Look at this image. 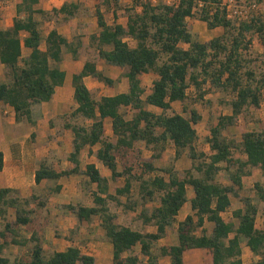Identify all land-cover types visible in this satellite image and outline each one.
<instances>
[{
    "label": "trees",
    "instance_id": "trees-1",
    "mask_svg": "<svg viewBox=\"0 0 264 264\" xmlns=\"http://www.w3.org/2000/svg\"><path fill=\"white\" fill-rule=\"evenodd\" d=\"M199 1H202L201 10L197 11ZM39 2L18 0L12 24L0 29V61L8 70V79L0 81V100L14 108L17 120L26 119L30 123L36 121L41 104L50 101L56 87L65 81L66 72L60 67L64 52L70 51L77 59L82 44L80 37L68 40L53 28L42 48V22L35 15L45 17L49 12L38 8ZM118 2L96 0L99 31L91 38L98 41L100 57L124 72L128 89L96 99L85 77L93 76L109 86L114 80L92 60L73 74L74 98L78 105L64 115L67 117L64 127L73 132V149L69 155L72 168L57 170L43 159L36 170V182L84 174L88 184L96 186L91 191L94 205L69 203L64 207L79 221H92L99 216L113 245L112 264H160L163 256L169 257L170 264H187L185 253L194 248L205 251L204 264H245L242 258L245 245L260 256L252 264H264V227L256 225L260 206L250 195L242 193L244 179L251 174V169L264 170V129L244 132L239 142L225 134L247 108H259L264 99V61L256 68L251 58L254 36L264 37V19L256 15L232 19L222 0H179L174 5L142 0L136 1L126 25L109 24L102 6L110 7ZM80 8L79 3L65 2L51 11L64 14L69 20ZM197 14L209 28L223 27L225 33L207 41L196 39L188 19ZM128 37L136 41L135 46L129 43ZM24 47L31 49L27 57L23 56ZM150 72L157 73L158 78L146 93L143 75ZM192 89L195 102L207 100L205 97L215 91L233 94L232 112L220 114L217 121L208 123L206 141L210 155L197 147V124L203 117L193 102L188 103ZM175 102L184 103L182 112L169 113ZM149 105L159 108L160 112L149 109ZM107 118L112 120L114 139L107 138ZM138 142L152 151L149 157L142 156V150L136 146ZM169 143L175 148L176 158L185 153L189 156L191 168L181 172L174 166L156 165ZM98 144L101 146L93 151L91 148ZM86 147L111 171L110 179L95 163H88L85 169L82 167L80 156ZM238 147L246 159L235 157L234 150ZM130 152L137 153L136 161H131ZM3 168L4 153L0 151V171ZM221 170L228 173L232 184L218 180ZM122 179L123 185L116 186L112 192L111 181ZM62 187L58 183L55 190L60 192ZM189 190L194 192L193 212L178 223V242L156 248L189 200ZM253 191L263 203L264 211V184L255 182ZM17 193L11 187L0 189V217L6 220L10 208L17 212L15 221H6L0 229V264H12L3 255L5 247L30 242H34L30 258H17L13 264H96L95 257L84 253L79 246L72 245L46 256L37 233L23 236L20 226L33 220L30 211L25 209L29 200L13 196ZM157 195L159 202L150 207ZM232 195L242 204L233 211L237 222L224 216L232 206ZM121 196L126 200L122 201ZM112 202L125 210L140 208L137 217L144 224L155 225L156 232H142L117 223ZM207 221L213 223L211 231L205 227Z\"/></svg>",
    "mask_w": 264,
    "mask_h": 264
},
{
    "label": "rangeland",
    "instance_id": "rangeland-1",
    "mask_svg": "<svg viewBox=\"0 0 264 264\" xmlns=\"http://www.w3.org/2000/svg\"><path fill=\"white\" fill-rule=\"evenodd\" d=\"M50 1V0H47ZM56 0H53L51 4H48L46 7L48 8L49 14L47 16H40V21L42 30L44 33H47V31L52 26H65L69 28L67 32L73 34L74 37H82V36H88L90 35V38H86L89 40L88 47L86 53H84L85 58L94 60L99 67H102L106 74H115L119 75V78L121 79L124 76V72L119 68H110V66L107 67L104 60L99 55V45L97 46V41L92 39L91 36L94 31L99 30L98 24H94V22L91 21V18L95 15L96 16V0H93L95 9H93V14L88 12L87 8L85 9L84 6H82L78 12L73 18H83L84 20L76 19L74 24L71 26L69 23V20L65 19L64 14H56L51 11L52 7H55ZM136 1H142V0H119L117 4H112L109 6H102V9L105 13L106 19L109 24H114L115 22L122 23L124 25L127 24L128 21V14L131 11L133 7L136 5ZM154 4L163 2L167 4V0H151ZM175 1V0H171ZM223 1V0H222ZM229 3V13L232 15V19L235 20H242L247 18L246 16L250 17L251 15H256L264 19V0H224ZM139 3V2H138ZM41 4L44 5V0L41 1ZM256 5L253 7V5ZM15 2L14 0H0V29L4 28L8 25L12 24L13 17L11 16V12L16 10V7L14 6ZM199 5V4H198ZM138 7V6H137ZM201 5L198 6L197 11H200ZM138 9H141V6L138 7ZM13 13V12H12ZM189 23L191 24L194 36L196 39L200 41H207L213 37L222 35L225 33V29L223 27H217L215 29H211L208 27L207 23L201 19H199L198 14L195 17H191L188 19ZM69 24V25H68ZM62 26V27H63ZM63 29V28H62ZM129 43L132 46L136 45V41L128 37L127 39ZM66 53L69 54V58L73 59V55L70 51H66ZM251 58L254 60V65L257 68L258 66L262 65V62L264 61V37H260L259 35L254 36V40L252 43L251 48ZM106 66V67H105ZM153 79L154 74H145L143 76V83L147 90V92H150L153 86ZM122 85H117V87H110L106 86L104 89L102 87L96 86L93 88V94L96 98H100L103 94H109L114 93L122 89ZM190 97L192 99H188V103L193 102V106L201 113L202 120L197 124V130L199 134V139L197 141V147L199 151L205 152L207 155L211 154L210 146L206 141V137L209 135V126L208 123L210 121H217V117L220 114H230L231 111V105L230 101L233 98L232 93L224 92V91H215L213 93L208 94L205 98L207 100H198L197 102L194 101V90L189 91ZM184 103L182 102H175L173 109L169 110V113H172L173 111L176 112H182V106ZM152 110L155 112H160V109L156 107H152ZM69 114V113H68ZM67 119V117L62 116L54 121V125L56 126V133L58 140L57 143L59 145H62L64 148L65 143L70 141V134H66L65 128L63 126L64 121ZM83 121V120H82ZM86 123H90V121L85 120ZM61 127V128H58ZM264 129V99L262 101V104L259 108H247L240 116L236 124L230 126L226 131L225 134L230 137L236 139L237 142L241 141L242 134L249 130H262ZM107 138H114L113 134L111 133L110 126L107 127ZM69 135V138H68ZM140 145V144H139ZM140 147V146H138ZM152 154V151L145 147L142 153L143 157H149V155ZM235 157L246 159V155L242 151L240 147L236 148L234 150ZM61 161L62 158H55V160ZM130 159L131 161L137 160V153L130 152ZM47 160V159H46ZM54 160V162H55ZM48 161V160H47ZM49 163V162H48ZM86 161L83 162V166H85ZM58 164V163H57ZM52 165V164H51ZM156 165L161 166H174L177 167V169L181 172L184 170L192 167V160L189 158V156L185 153L181 158H176L174 150L172 147L168 144L166 147V151L161 159L156 160ZM59 168L66 167L65 164H62L59 162L58 165ZM120 168H122V165L120 163ZM218 180L226 185L232 184L231 180L228 177V173L225 170H221L218 175ZM58 181H61L62 190L60 192H57L55 190L56 185L59 183ZM58 181H49L45 184H42L41 187L37 188L34 195L29 196H22L19 192L17 194H13V196H19L21 198H27L29 200V203L25 205V209L27 211H30V216L34 219L31 223L27 225H21L20 230L21 234L25 237H30L32 233H37L41 245L44 248V253L46 256L51 255L55 248L58 249H66L67 244H65V236L63 233V227L65 225H68L71 222V217H74L73 214H67V209L64 207L66 204H69L67 202L70 197H74V201H78V198H76L80 190H82L85 195H89L92 197V190L96 187L95 185L90 186L88 184L87 177L82 174H73L69 176H64L61 180ZM245 189L242 191L244 195H250L252 198H254L255 202L259 204L260 206V212L257 217L256 225L258 228L264 227V211H263V203L259 200L258 196L256 195L255 191H253V187L255 182L259 181L264 184V170H261L259 168H252L251 174L249 176H246L245 179ZM124 180L122 179L120 182H114L111 181V191L113 192L115 187L118 185H123ZM134 193L137 196L138 194V184H136V187L134 189ZM33 196H36V198H33ZM157 200L153 203H150V207L154 206L156 203L159 202V195L156 196ZM72 203V202H71ZM242 206L241 202L238 200V198L235 195H232V206L231 208L224 213L225 218L232 220L234 222H237V219L233 217V211L237 208H240ZM115 207V204H114ZM186 210V208H185ZM183 209L182 214L185 211ZM16 209L10 208L9 212L7 214L6 220L5 218L0 217V229L3 228L6 221H15L16 219ZM125 221H129V219H124ZM137 220L136 218L133 220ZM137 222V221H136ZM138 224H141L138 222ZM208 227V230H212L213 223L207 221L206 224ZM198 233H200V230H198ZM59 238V239H58ZM92 240L90 239H83L79 238L77 240L78 244L80 245L83 251H92L96 252V246L92 245L94 243H91ZM34 246V242H30L28 245H16L11 244L7 247H5L3 255L5 257H8L11 260V263L13 264L17 258H30L32 249ZM159 246L157 245L156 248ZM139 250V249H138ZM195 249H190L185 254V259L187 263L197 262V263H205L206 261V254L205 251L200 250L198 251ZM199 253V254H197ZM197 260H194V259ZM242 258L244 260L245 264H252L255 261H257L260 256L254 254L250 248H248L246 245L243 248V255ZM96 264H100V262H96ZM106 264V263H102ZM107 264H110V262H107Z\"/></svg>",
    "mask_w": 264,
    "mask_h": 264
},
{
    "label": "crops",
    "instance_id": "crops-1",
    "mask_svg": "<svg viewBox=\"0 0 264 264\" xmlns=\"http://www.w3.org/2000/svg\"><path fill=\"white\" fill-rule=\"evenodd\" d=\"M41 1L43 0H40V2L36 6L40 9L48 11L49 7H46V6L48 4H51L53 0H50V1L44 0V5L41 4ZM14 2H15L14 6L16 7L18 0H14ZM54 2H55L54 3L55 7L57 8H60L65 2L79 3L81 7L84 6L85 9L87 8L88 12L92 14H93V9H95L93 0H56ZM12 12H11V16L14 17L16 15V10L15 12L14 10ZM35 16L37 19L40 20L41 14H36ZM76 19L84 20L83 18H73L72 17L69 19V22H70L69 24L72 26L74 22H76L75 21ZM91 21L94 22V24H96L97 17L94 15L91 18ZM9 26L10 25L4 28H8ZM62 26L60 27L52 26L47 31V33H44L43 31L42 48H44L46 45L45 39H46L47 34L53 28H56L61 34L66 36L68 40H73V34L67 32V30H69L67 25L65 24V26L63 27ZM4 28H1V29H4ZM98 31L99 30L94 31L93 34L97 33ZM86 38L89 39L90 35L80 37L82 44L78 50L79 56L77 59H75L74 57L73 59H70L69 58L70 53L67 54L66 52H64L63 60L60 63V67L62 70L66 72L65 81L63 85L56 87L55 93L50 101L43 102L41 104V108L39 112L35 115L36 121L34 123H30L26 119L17 120L14 108L11 105L6 104L2 100H0V151H3L4 153V168L2 171H0V189L3 187H11V188L16 189L22 196L26 197L29 195H34L36 192L35 190L37 188L41 187L42 184H45L51 181L48 179H44L40 183H37L35 180L36 170L39 168L40 162L43 159H47L49 164H52V166L57 170H64V169L72 168V163L69 160V155L73 149L72 143H70V141L66 142L64 148L62 147V145H59V143H57L58 140L56 139H58V137L56 136L57 131H56V126L54 125V121L70 113L78 105L74 98V87H73L72 78H73L74 73L80 71L83 68L86 61L91 60L87 58L82 60L84 57L83 56L84 53H86L87 51V47L89 43V40ZM96 43L98 46V41ZM30 52H31L30 48L28 47L23 48L24 57H27L30 54ZM106 65L107 67L110 66V68L117 67V66L109 65L107 63ZM97 67L98 69L104 71V73L106 74L105 70L102 67H99L98 65ZM147 74H154L153 81L158 78V75L155 72H150ZM106 75H108L114 80L113 85H111L110 87H117V85L119 84L122 85L123 87L121 90L117 92L103 94V95H115L120 92L127 91L129 84H128V79L125 75L120 80L119 79L116 80V78H119V75H115V74H106ZM7 79H8V70L6 66L0 61V81H6ZM85 82L87 86L90 88V90L92 91V93H93V88L96 86L102 87V89H104L106 86H109V85H103L98 79L94 78L93 76H86ZM146 93H149V92H147L146 90ZM103 95H101L100 98ZM100 98H96V99H100ZM152 107H155V106L149 105V109L152 110ZM108 126H110L111 133L114 136V133L112 130V120L110 118H107L105 120L106 130ZM58 128H61V127L58 126ZM64 132L66 134H70V138H71L70 140L73 141V132L71 131V129L65 128ZM68 138H69V135H68ZM111 139H114V138H111ZM169 145L172 147L175 153V148L173 144L169 143ZM100 146L101 145L98 144L96 146H93L91 149L95 151ZM136 146L138 149L142 150V153H143L144 148L146 147L143 142H138ZM60 157L62 158L61 161H58L57 159L55 160V158H60ZM80 160L82 163V167L84 169L88 163H95L103 175H105L109 179L111 178V171L102 163V161H100L96 157L94 153L90 152L89 147H86L82 150ZM84 161H86L85 166H83ZM59 162H61L62 164H65L66 167L59 168L58 166H56L59 164ZM175 168L177 169V167ZM58 182L61 184V181H58ZM76 194L78 195L76 197L78 198V201H74L73 200L74 197L72 196L70 197L71 199H69L67 202L69 203L72 202V204H82L84 206L94 205L93 197L89 195H85V193L82 190H80ZM193 196H194V192L192 190H189L188 191L189 200L184 204L182 209L179 211L177 220L174 223L173 227H169L167 229L166 235L157 242L158 246H161L164 244H175L178 242L176 228L180 221L184 220L188 214L193 212L191 208V198ZM121 200L125 201L126 198L124 196H121ZM183 209L185 211L182 214ZM112 210L113 212L116 213L117 215L116 222L119 224L129 226L135 230H139L142 232H156L157 230V227L155 225L144 224L143 221L137 217L138 214L140 213V210H141L140 208H137L136 210H125L122 206L115 205L114 207V202H112ZM66 213L73 214L74 216V217H71V222L68 225H65L63 227V233L64 235H67L65 236V244H67V248L72 245L79 246L81 248L80 245H77L78 244L77 240L79 238H83L86 240L90 239L92 240L91 243H94L92 245L96 246V252L83 251V250L82 251L84 253L93 255L96 259V262L98 263L100 262V264L102 263L107 264V262H110V264H112L113 245L111 241L109 240V238L107 237L105 229L100 224L99 216L98 215L95 216L92 221H86V220L79 221L76 215L72 211L67 210ZM135 218L137 220L133 221ZM124 219H129V221L127 222ZM32 220L34 219L32 218ZM138 222H140L141 224H138ZM206 224H205V227L207 228L208 226ZM208 231H211V230H208ZM55 249L56 250L54 251L65 250V249H58V248H55ZM196 250L200 251L202 249L196 248ZM194 260H197V259L195 258ZM159 262L160 264H170V260L168 256L160 257ZM187 264H204V263L192 262V263H187Z\"/></svg>",
    "mask_w": 264,
    "mask_h": 264
},
{
    "label": "built area",
    "instance_id": "built-area-1",
    "mask_svg": "<svg viewBox=\"0 0 264 264\" xmlns=\"http://www.w3.org/2000/svg\"><path fill=\"white\" fill-rule=\"evenodd\" d=\"M178 2H179V0H175V1L167 0V4H169V5H174V4H177ZM222 4L227 8L228 16L232 18V15L229 13V3L227 1L223 0ZM199 5H202V1H199ZM255 6L256 5L254 4L253 7H255ZM246 17H248V16H246Z\"/></svg>",
    "mask_w": 264,
    "mask_h": 264
}]
</instances>
